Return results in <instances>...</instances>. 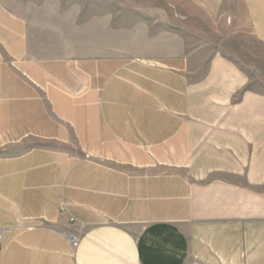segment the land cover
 Masks as SVG:
<instances>
[{
	"label": "crops",
	"instance_id": "crops-1",
	"mask_svg": "<svg viewBox=\"0 0 264 264\" xmlns=\"http://www.w3.org/2000/svg\"><path fill=\"white\" fill-rule=\"evenodd\" d=\"M235 9L241 65L201 74L0 0V264H264V0Z\"/></svg>",
	"mask_w": 264,
	"mask_h": 264
},
{
	"label": "rangeland",
	"instance_id": "rangeland-1",
	"mask_svg": "<svg viewBox=\"0 0 264 264\" xmlns=\"http://www.w3.org/2000/svg\"><path fill=\"white\" fill-rule=\"evenodd\" d=\"M4 1L18 11L39 8L73 39L88 41L97 55L154 59L177 52L183 38L188 54L204 53L206 62L195 64L201 74L216 57L241 65L242 34L231 15L237 0Z\"/></svg>",
	"mask_w": 264,
	"mask_h": 264
},
{
	"label": "built area",
	"instance_id": "built-area-1",
	"mask_svg": "<svg viewBox=\"0 0 264 264\" xmlns=\"http://www.w3.org/2000/svg\"><path fill=\"white\" fill-rule=\"evenodd\" d=\"M32 228H33V226L28 227V229H32ZM68 240H69V242H71L70 244L73 247V249H76L78 247L79 238L76 235H72V234L68 235ZM1 241H2V239H1V236H0V243H1Z\"/></svg>",
	"mask_w": 264,
	"mask_h": 264
}]
</instances>
